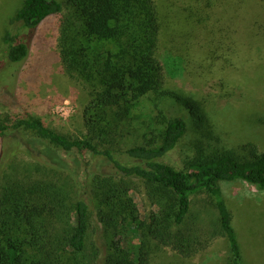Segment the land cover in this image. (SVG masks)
<instances>
[{"label": "trees", "instance_id": "16d2710c", "mask_svg": "<svg viewBox=\"0 0 264 264\" xmlns=\"http://www.w3.org/2000/svg\"><path fill=\"white\" fill-rule=\"evenodd\" d=\"M222 1L194 3L201 31L225 33L218 27ZM52 16L59 22L63 73L88 92L84 132L73 137L37 117L0 116V264H152L154 254L167 250L187 261L221 238L229 244L228 264H247L221 184L248 183L264 192V153L253 143L205 148L212 131L204 106L167 89L187 67L160 52L163 27L155 0H25L4 31L0 69L11 79L0 86L16 79L21 65L15 64L29 58L23 30L29 36ZM231 50L220 41L211 59ZM149 95L158 114L141 123L134 110ZM166 100L186 109L202 133L184 170L162 162L189 129L183 116L161 109ZM37 140L108 163L82 182L45 155ZM134 193L145 201L143 210ZM203 193L214 199L218 215L192 211L193 199Z\"/></svg>", "mask_w": 264, "mask_h": 264}, {"label": "rangeland", "instance_id": "374dc122", "mask_svg": "<svg viewBox=\"0 0 264 264\" xmlns=\"http://www.w3.org/2000/svg\"><path fill=\"white\" fill-rule=\"evenodd\" d=\"M24 1L0 0V67L5 60L4 31ZM196 1L155 0L163 27L160 52L181 58L187 67L180 77L168 80L167 89L176 97L192 99L204 106L212 131L208 139H203L205 148L237 149L253 143L264 153V0L222 1L217 9L218 27L227 30L221 37L200 30L194 17ZM55 18H48L29 36L23 30L24 40L30 44V55L23 63L15 64L21 65L17 78L0 86V116L37 117L59 133L79 137L84 132L83 114L89 96L81 83L63 73L58 55L59 22ZM220 41L232 45V50L224 59L217 57L213 61L212 53L218 50ZM1 72L0 69V81L11 79L6 71L4 77ZM152 100L153 95L144 97L134 110L141 123L150 122L158 114ZM161 109L183 116L188 122V133L180 145L162 159L164 164L184 170L187 159L194 156L202 140V133L192 125L189 112L175 101L166 100ZM36 144L82 182L88 173L96 171L98 164L108 163L102 158H78L75 152L56 149L46 141L37 140ZM133 144L132 140L129 146ZM9 169L7 166L6 170ZM221 187L245 262L264 264V248L259 245L264 244V192L241 182L223 183ZM133 196L143 210L142 196L137 193ZM192 208L205 218L218 215L215 201L207 193L195 197ZM153 256L152 264H228L231 258L224 238L197 259L183 261L170 250Z\"/></svg>", "mask_w": 264, "mask_h": 264}]
</instances>
